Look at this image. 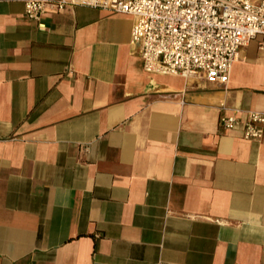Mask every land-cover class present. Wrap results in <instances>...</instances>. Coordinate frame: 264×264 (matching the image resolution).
I'll return each mask as SVG.
<instances>
[{
    "label": "crops",
    "instance_id": "crops-1",
    "mask_svg": "<svg viewBox=\"0 0 264 264\" xmlns=\"http://www.w3.org/2000/svg\"><path fill=\"white\" fill-rule=\"evenodd\" d=\"M59 1V0H54ZM134 17L0 0V264H264V35L226 84L150 73Z\"/></svg>",
    "mask_w": 264,
    "mask_h": 264
},
{
    "label": "built area",
    "instance_id": "built-area-1",
    "mask_svg": "<svg viewBox=\"0 0 264 264\" xmlns=\"http://www.w3.org/2000/svg\"><path fill=\"white\" fill-rule=\"evenodd\" d=\"M73 4L131 14L132 42L141 45L150 73L190 77L203 72L226 84L241 48L264 35V0H25L26 16L40 20L49 10ZM221 126L240 128L247 139L261 138L264 111L225 115Z\"/></svg>",
    "mask_w": 264,
    "mask_h": 264
}]
</instances>
